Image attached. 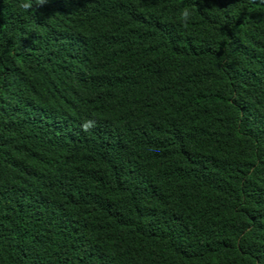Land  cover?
Returning a JSON list of instances; mask_svg holds the SVG:
<instances>
[{
    "label": "trees",
    "instance_id": "16d2710c",
    "mask_svg": "<svg viewBox=\"0 0 264 264\" xmlns=\"http://www.w3.org/2000/svg\"><path fill=\"white\" fill-rule=\"evenodd\" d=\"M0 264H264V0H0Z\"/></svg>",
    "mask_w": 264,
    "mask_h": 264
}]
</instances>
